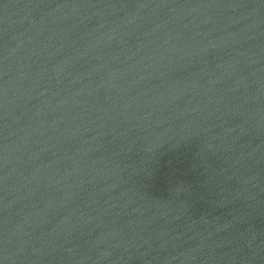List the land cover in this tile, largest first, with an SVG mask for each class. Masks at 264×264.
I'll return each mask as SVG.
<instances>
[{"label": "water", "instance_id": "1", "mask_svg": "<svg viewBox=\"0 0 264 264\" xmlns=\"http://www.w3.org/2000/svg\"><path fill=\"white\" fill-rule=\"evenodd\" d=\"M0 264H264V0H0Z\"/></svg>", "mask_w": 264, "mask_h": 264}]
</instances>
